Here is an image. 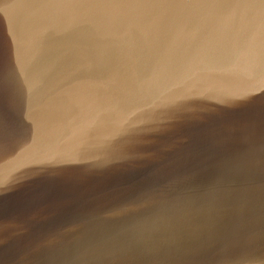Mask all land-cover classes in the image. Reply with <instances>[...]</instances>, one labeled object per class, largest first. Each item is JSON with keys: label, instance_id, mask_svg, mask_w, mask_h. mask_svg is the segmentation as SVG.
Masks as SVG:
<instances>
[{"label": "water", "instance_id": "95a60500", "mask_svg": "<svg viewBox=\"0 0 264 264\" xmlns=\"http://www.w3.org/2000/svg\"><path fill=\"white\" fill-rule=\"evenodd\" d=\"M0 264H264V0H0Z\"/></svg>", "mask_w": 264, "mask_h": 264}]
</instances>
